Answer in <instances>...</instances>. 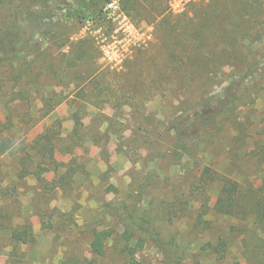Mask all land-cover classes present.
<instances>
[{
	"label": "rangeland",
	"instance_id": "rangeland-1",
	"mask_svg": "<svg viewBox=\"0 0 264 264\" xmlns=\"http://www.w3.org/2000/svg\"><path fill=\"white\" fill-rule=\"evenodd\" d=\"M104 2L0 0V46L10 31L28 40L0 58V264H166L168 247L170 264H264V0L178 14L170 0H119L154 38L117 65L94 32L119 26ZM163 2L177 17L217 4L200 19L204 52L187 48L186 18L161 36ZM228 87L235 101L214 120L173 126ZM208 167L240 183L233 215L216 209L223 183L201 180ZM95 229L112 232L102 254Z\"/></svg>",
	"mask_w": 264,
	"mask_h": 264
},
{
	"label": "trees",
	"instance_id": "trees-1",
	"mask_svg": "<svg viewBox=\"0 0 264 264\" xmlns=\"http://www.w3.org/2000/svg\"><path fill=\"white\" fill-rule=\"evenodd\" d=\"M40 2L42 0H39ZM218 2V1H217ZM236 2V1H235ZM102 4V1L101 3ZM214 5H217L216 3ZM212 3H196L193 4L194 6V15L191 16L190 13H186L185 16L177 17L173 16L170 12L167 11L168 5L167 3L163 2L156 8V18L160 17V20L158 21L159 26L163 31L161 32V36H164V32L172 31L175 30L177 24L179 21H181L183 18H186L191 21V25L197 29V32L195 31L196 38L191 41L187 46V48H190L192 53L197 51L198 53H202L205 51V47H209V33L207 32V35L201 36V28H203L204 24L200 21V19L203 18V15L205 16V13H209L213 11L215 12L218 11L217 7H215ZM213 6L215 7L213 9ZM177 17V18H176ZM202 17V18H201ZM211 25H208L210 27ZM199 31V32H198ZM11 32V31H10ZM8 33L5 35V39H3L1 46H0V58H6L9 60H14L16 58V52L17 50L24 48L28 42L26 41L27 37L24 35V33L17 31L16 32V37H14V33ZM210 37V36H209ZM161 41L157 43L160 44ZM177 53H180V51ZM256 67L250 66L247 67L244 76H250L255 73L257 68L259 67L260 62H256ZM231 88L228 87L226 91L224 92L223 96L225 98L216 100L213 98H208L206 100L207 104L199 106V109L193 111H190V109L181 115L179 120L177 119L175 123L173 124L174 127L179 128V126H183L185 123H187L189 120V114L194 113L197 118L196 120L201 121V122H208L211 120H214L216 117H218L221 112L223 111L222 109L225 108L226 102L233 103L235 101L236 95L230 96ZM227 97L229 98L228 101H226ZM11 149V145L8 144L6 141L3 142L0 145V155L3 153H6ZM12 151H15V149H12ZM201 180L204 183H211L215 181H221L223 183L222 191L221 194L217 200L216 203V209L221 212V213H226V214H234L235 210L238 205V200L240 196V191H241V185L238 181L232 179L229 176H225L223 174H220L216 171H214L212 168L208 167L205 172L203 173ZM258 214V211H256ZM132 229L130 231L133 232L135 227L131 225ZM128 231V230H127ZM112 235L111 230L109 229H103V230H97L95 229L94 231V239L92 241V250L96 254H102L104 252V245L106 239H108ZM140 246L143 245L142 241H140ZM225 244V243H224ZM170 248V249H168ZM164 248L165 251V256L167 258L166 264H170V259L174 257L175 255V250L171 247ZM129 250L131 254H133L136 250L137 247H129Z\"/></svg>",
	"mask_w": 264,
	"mask_h": 264
},
{
	"label": "built area",
	"instance_id": "built-area-1",
	"mask_svg": "<svg viewBox=\"0 0 264 264\" xmlns=\"http://www.w3.org/2000/svg\"><path fill=\"white\" fill-rule=\"evenodd\" d=\"M195 1L198 0H170L169 11L176 14L185 12L188 6ZM102 9L104 15L119 25L111 35H107L102 31L104 28L101 27V23L95 22L94 32L97 34L98 44L104 53V59L109 63L121 64L135 50L145 48L153 41V25L138 28L122 11L119 0H105Z\"/></svg>",
	"mask_w": 264,
	"mask_h": 264
}]
</instances>
